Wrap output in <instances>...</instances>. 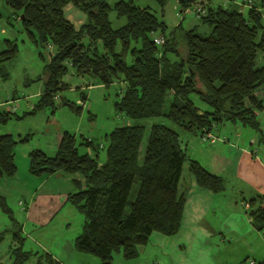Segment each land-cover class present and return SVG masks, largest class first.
<instances>
[{"label": "trees", "instance_id": "16d2710c", "mask_svg": "<svg viewBox=\"0 0 264 264\" xmlns=\"http://www.w3.org/2000/svg\"><path fill=\"white\" fill-rule=\"evenodd\" d=\"M155 1L162 6L168 0ZM198 1L177 0L183 10ZM5 3L18 18L24 17L21 21L32 43L43 50L55 48L45 67V92L36 109L55 104V97L67 88L64 76L73 69L77 76L88 77L95 85L124 83L116 108L128 119L165 116L184 131L202 138L218 127L239 125L255 130L262 138L257 114L264 108L259 97L264 93V0H249L246 12L226 6L214 8L202 2L205 13L200 14L201 20L210 25L209 36L203 37L192 29L181 31L177 41L175 32L166 37L163 46L155 43L154 35L165 34V25L149 7L141 8L133 1L120 0L113 7L108 0ZM68 5L86 16L79 29L65 16ZM113 11L119 19H126L118 29L112 27L109 18ZM6 44L0 62L11 61L17 55V44L11 40ZM171 56L181 58L174 60ZM193 95H198L208 109L197 107ZM168 100L170 107L165 114ZM10 118L11 113L0 112V125ZM145 134L146 128L141 125L112 131L106 137L104 162L100 159L101 144L83 139L79 145L91 149L92 154H81L76 137L69 132L62 134L54 157L40 150L30 154L33 175L79 174L83 179L73 180L76 190L67 198L85 217L82 231L74 240L77 253L112 264L115 254L121 253L127 260L139 258L154 232L176 235L186 204V193L180 185L185 164L200 188L214 193L225 191L222 177L188 157L175 129L154 124L142 156ZM17 143L12 135H0V176L17 172ZM0 204H5L3 197ZM245 207L254 227L264 231V198L256 197ZM22 246L16 249L15 264L32 259L43 264L46 257L51 264L56 263L51 254L39 257L37 253L24 252Z\"/></svg>", "mask_w": 264, "mask_h": 264}, {"label": "rangeland", "instance_id": "374dc122", "mask_svg": "<svg viewBox=\"0 0 264 264\" xmlns=\"http://www.w3.org/2000/svg\"><path fill=\"white\" fill-rule=\"evenodd\" d=\"M118 1L120 0H108V3L113 7ZM125 1H133L141 8L149 7L163 22L165 34L158 32L154 35L155 37L169 38L177 32V41H180L181 31L187 32L193 29L203 37L211 33L210 25L203 23L201 15L197 12L202 2L214 8L226 6L239 9L240 6L244 12L249 8L247 4L249 0L229 2L199 0L188 10H183L177 0H168L162 6L155 0ZM74 11L84 15L80 10ZM66 13L67 18L71 15L77 18L70 10ZM109 18L114 29L126 23V19H119L114 11ZM6 40L14 41L18 46V52L13 60L0 62V112L11 113L10 120L0 125V135H12L18 143L14 150L17 172L13 176H0V197H3L5 201V204H0V264H15L18 258L16 249L21 245L24 252L37 253L39 257L49 253L53 258L57 256L61 262L68 260V264H70L69 257L75 258L76 262L78 259L80 261L83 259V264H102L98 258L77 253L74 249V240L82 231L85 217L67 201V198L76 190L73 180L81 176L79 174H65L60 177L33 175L30 172V154L40 150L48 157H54L57 153L58 141L64 132H69L76 137L81 154H92L91 149L79 145L83 139H90L101 144L103 146L100 151L102 162L106 160L107 135L120 127L145 126L146 134L141 147L142 156L154 124H164L175 129L180 134V141L185 147L189 142H193L191 138L194 135L173 124L165 116L143 120L126 118L116 108V104L121 100V91L125 88L124 83H116L110 87L95 85L92 79L77 76L73 69L64 76L63 82L67 88L58 93L59 99L55 100V104L36 109L45 92V67L49 64L50 56L55 53V48L49 46L43 50L32 43L21 19L6 5L5 0H0V53L7 49ZM84 43L88 44V39H84ZM171 58L180 60L181 57L171 56ZM60 99H63V104L60 103ZM170 100L164 107L165 114L168 113ZM192 100L197 107L208 109L198 95H193ZM190 177L192 175L189 173L188 164H185L181 187ZM136 190L137 184L134 185L132 200L135 198ZM239 208L243 209L245 219L249 220V212L245 204L243 208ZM46 210L49 213L54 212L50 221L42 219L39 222H31L29 220L31 214L41 217ZM246 240L254 242L255 248L247 246L243 240L237 245L222 247L216 258L228 259L231 264H243V262L239 263L240 257L247 255L251 250L254 254H258L259 251L258 236L247 237ZM143 256L144 254L139 258ZM48 260L46 257L43 264H51ZM129 262L132 263L133 260L125 259L120 253L115 254L112 264ZM26 264H38V259H32Z\"/></svg>", "mask_w": 264, "mask_h": 264}, {"label": "crops", "instance_id": "0c3cea01", "mask_svg": "<svg viewBox=\"0 0 264 264\" xmlns=\"http://www.w3.org/2000/svg\"><path fill=\"white\" fill-rule=\"evenodd\" d=\"M75 9L68 5L64 13L66 16L67 10L74 12L77 18L72 15L66 18L79 29L86 16ZM239 10L244 12L240 6ZM259 97L264 106V93H260ZM257 115L262 138L250 128L231 124L212 131L217 137L214 143L204 142L201 135L191 138L193 142L185 147L188 157L201 163L212 174L222 177L226 183L225 191L214 193L202 189L190 177L181 187L186 193V204L180 231L174 236L152 233L144 256L124 264H231L228 259L216 258L222 247L237 245L245 240L246 245L254 249V242L246 238L257 236L258 254L250 249L247 255L238 260L243 264L252 258L258 263L264 262V231L257 230L251 219H245L243 209L239 208L256 197L264 198V108ZM77 179L83 182L81 177ZM53 213L46 210L41 217L31 214L29 220L50 221ZM54 260L68 264V260L61 262L57 256H54ZM69 260L70 264L84 263L83 259L76 262L75 258L69 257Z\"/></svg>", "mask_w": 264, "mask_h": 264}, {"label": "built area", "instance_id": "2783aa9c", "mask_svg": "<svg viewBox=\"0 0 264 264\" xmlns=\"http://www.w3.org/2000/svg\"><path fill=\"white\" fill-rule=\"evenodd\" d=\"M198 14H204L205 12L202 10V8H198L197 9ZM154 41L158 46H163L166 43V37L164 36H158V37H154ZM59 98L55 97V100L57 101ZM204 140V142H209V143H214L217 140V137L215 135H213L212 133H206V135L203 136L202 138ZM89 141H92L89 139ZM248 207V205H247ZM246 264H264L263 263H258L255 260L250 259Z\"/></svg>", "mask_w": 264, "mask_h": 264}, {"label": "water", "instance_id": "95a60500", "mask_svg": "<svg viewBox=\"0 0 264 264\" xmlns=\"http://www.w3.org/2000/svg\"><path fill=\"white\" fill-rule=\"evenodd\" d=\"M24 19V17H21V20H23ZM61 104H59V106H60Z\"/></svg>", "mask_w": 264, "mask_h": 264}]
</instances>
